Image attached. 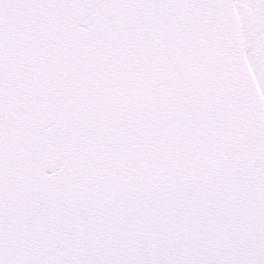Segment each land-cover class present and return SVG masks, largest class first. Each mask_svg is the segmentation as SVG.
<instances>
[{"label": "snow or ice", "instance_id": "6c2138e0", "mask_svg": "<svg viewBox=\"0 0 264 264\" xmlns=\"http://www.w3.org/2000/svg\"><path fill=\"white\" fill-rule=\"evenodd\" d=\"M0 264H264V0H0Z\"/></svg>", "mask_w": 264, "mask_h": 264}]
</instances>
